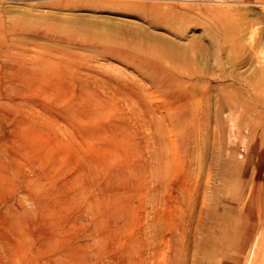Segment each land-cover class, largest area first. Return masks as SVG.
I'll use <instances>...</instances> for the list:
<instances>
[{
  "label": "rangeland",
  "instance_id": "rangeland-1",
  "mask_svg": "<svg viewBox=\"0 0 264 264\" xmlns=\"http://www.w3.org/2000/svg\"><path fill=\"white\" fill-rule=\"evenodd\" d=\"M262 22L264 0H0V264H243L264 228Z\"/></svg>",
  "mask_w": 264,
  "mask_h": 264
},
{
  "label": "bare ground",
  "instance_id": "bare-ground-1",
  "mask_svg": "<svg viewBox=\"0 0 264 264\" xmlns=\"http://www.w3.org/2000/svg\"><path fill=\"white\" fill-rule=\"evenodd\" d=\"M253 11V10H252ZM251 11V12H252ZM226 12V11H225ZM218 13V12H217ZM240 13V12H239ZM241 15V14H240ZM233 17V16H232ZM252 15H251V18L250 19H252ZM257 17V16H256ZM242 18V17H241ZM248 18H249V16H248ZM249 19V21L248 22H250V21H252V20H250ZM241 20V19H240ZM247 20V19H246ZM253 22H256V21H254L253 20ZM251 23V22H250ZM262 23H264V22H262ZM247 24V23H246ZM249 24V23H248ZM254 26V25H253ZM221 28V27H220ZM239 35V34H238ZM259 40V39H258ZM242 41V40H241ZM262 41H264V40H262ZM260 42V41H259ZM246 43V42H245ZM262 43H264V42H262ZM255 44H257V43H255ZM261 44V43H260ZM241 46V45H240ZM262 46V45H261ZM258 48H257V45H256V47H252V49H251V51L253 50L254 51V53L256 52V50H257ZM250 51V50H249ZM252 51V52H253ZM113 55H116V56H119L120 58H124V59H127V58H129L128 56V54L127 53H124L123 51H112L111 52ZM214 53H216V52H214ZM218 53V52H217ZM261 54V53H260ZM262 54H264V53H262ZM132 55V54H131ZM132 57V56H131ZM261 57H262V55H261ZM260 57V58H261ZM139 59V58H138ZM135 61V60H134ZM262 61H264V59H262ZM134 63V62H133ZM135 63H137L136 61H135ZM215 63L217 64V65H219V59H218V57H216L215 58ZM141 64H143V63H141ZM164 65V64H163ZM142 66V65H141ZM146 72H149V74H154L155 76L154 77H156L157 79V83L165 90V89H167V93H168V95L170 96V98H172V99H174L175 100V102L177 103V105H179V106H184V108L186 109L188 106H189V104L190 103H194V104H196L197 102H198V100H197V98H196V96H194V98H193V96L192 95H190V94H188V93H190L189 92V88H191V86H193L192 84H191V86H189V88L188 87H185V86H187V82H183L185 79H182L183 81H181V80H179V79H177L176 77H174V76H172L168 71H166L163 67H161L160 65H155V64H151L150 62H149V64H147L146 66ZM142 69V68H141ZM143 70H145V69H143ZM260 71H261V73L260 74H264V64H262V66H261V69H260ZM254 72V71H253ZM142 73V72H141ZM145 73V72H144ZM150 76V75H149ZM150 77H152V76H150ZM185 77V76H184ZM223 77V76H222ZM252 77V76H251ZM185 81H187V80H185ZM193 83V82H192ZM154 84H155V82H154ZM153 84V85H154ZM190 84V83H189ZM245 87V86H244ZM159 89V88H158ZM161 89V88H160ZM192 89V88H191ZM224 90V89H223ZM222 92V91H221ZM225 92H228V91H225ZM230 94H228L227 93V95H226V98H225V100H227V102L229 101V102H231V103H233V102H235L236 100H237V98H236V96L234 97V94L233 95H231V92H229ZM199 94H201V93H199ZM202 96V95H201ZM203 98V97H202ZM201 98H199V102H201V100H200ZM196 100H197V102H196ZM196 102V103H195ZM203 102V101H202ZM216 102V101H215ZM174 103V102H173ZM193 104V105H194ZM217 104L218 105H220V102H217ZM217 105V106H218ZM176 106V105H175ZM195 107H196V105H194ZM210 107V106H209ZM184 108H182V109H184ZM194 108V107H193ZM200 108V107H199ZM217 108V107H216ZM219 109H221V108H219ZM219 109H217V110H214V111H216L215 112V114H217V112H218V110ZM192 110V109H191ZM197 111V110H196ZM199 111V110H198ZM213 111V112H214ZM181 112V111H180ZM191 112V111H190ZM183 113V114H182ZM182 113H179L178 115H179V117L182 119V120H186V118L187 117H189V116H187L186 114H187V111L184 113V112H182ZM196 113V112H195ZM211 113H212V111H211ZM177 114V113H176ZM175 114V115H176ZM181 114V115H180ZM189 114V113H188ZM199 114V113H198ZM177 115V116H178ZM237 115V113H235V112H228L227 114H226V118L229 120V122H230V124H232L233 126L235 125V121H236V116ZM215 116V115H214ZM192 117H196L194 114L193 115H190V119L192 118ZM178 118V117H177ZM215 118H217V115L215 116ZM193 119V118H192ZM196 119H197V117H196ZM199 119V118H198ZM181 121V120H180ZM197 122V121H196ZM249 147V146H248ZM248 147H244L243 146V149L245 150V149H247ZM248 150H251V148H248L247 149V151ZM252 198V197H251ZM198 245V244H197ZM199 253V252H198ZM244 263L243 264H264V228H262V229H260L259 231H258V233L255 235V237L253 238V240H251V243H250V245H249V247H248V249H247V251H246V255H245V260L243 261ZM229 263V262H228Z\"/></svg>",
  "mask_w": 264,
  "mask_h": 264
}]
</instances>
